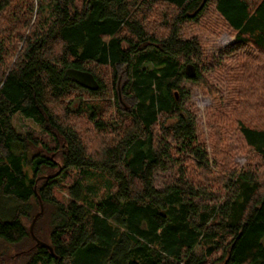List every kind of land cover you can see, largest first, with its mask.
I'll return each mask as SVG.
<instances>
[{"label":"trees","instance_id":"trees-1","mask_svg":"<svg viewBox=\"0 0 264 264\" xmlns=\"http://www.w3.org/2000/svg\"><path fill=\"white\" fill-rule=\"evenodd\" d=\"M208 1L0 0V241L34 243L24 220L40 207L52 211L51 251L35 243L25 264H264V185L226 151L209 157L177 85L195 82L220 106L221 94L216 101L219 91L197 65L213 69L224 56L254 49L226 75L233 102L218 107L217 120L234 121L264 159V0H214L233 34L217 58L180 36ZM155 7L174 13L160 36V26L149 31L144 23ZM192 62L196 76L188 79ZM119 64L129 67L136 104L113 122L81 97L102 91L91 66ZM70 68L92 73L99 89L77 85L64 75ZM14 116L42 137L17 132ZM84 116L92 131L109 136L98 150L76 128ZM158 172L167 182L155 187ZM95 180L114 190L93 200Z\"/></svg>","mask_w":264,"mask_h":264},{"label":"rangeland","instance_id":"rangeland-1","mask_svg":"<svg viewBox=\"0 0 264 264\" xmlns=\"http://www.w3.org/2000/svg\"><path fill=\"white\" fill-rule=\"evenodd\" d=\"M213 4L214 0H209L196 19L185 21L182 25L180 36L182 39L196 38L199 41L205 56L217 58L221 51L233 44V34L224 21L214 11ZM155 8L156 10L150 14L149 17L144 19V23L147 24L146 26L149 31H152L151 29L155 25L160 26L156 33V35L160 36L167 33V29L162 25H164L165 22H169L174 13H170L168 9L163 10V8L162 11L159 12L160 7ZM148 14H146V16H148ZM165 19L167 21H164ZM249 53L253 55L257 54L254 49L247 48L243 52L239 50L238 53H235L234 55L224 56L221 63L213 69H208L201 63L197 65L200 74L205 78L208 84L219 91L217 95L218 98L217 100L215 99L216 101L219 100L221 94L222 98L220 100V106H222L223 109L225 107L228 110L229 105L233 102L230 97V90L227 88V83L225 81L226 75L230 74V69H232L234 63L238 59H242ZM192 64L195 65L193 62ZM144 67H147V69L151 68L150 65H144ZM90 69L102 83L103 87L102 91L96 97H91L84 93L83 97H81L83 101L101 105V111L105 112L104 117L113 122L121 119V116L129 113L131 109L135 107L136 99L130 94V89L127 88L130 83V71L127 65L119 64L115 69L105 66H91ZM252 72L253 76H255L254 69L250 67L249 74L251 75ZM177 85L178 88L182 89L185 93V96L180 101L181 106H191L190 108L195 116L198 141L205 145L209 157L212 159L213 150H219V152L226 151L232 158L233 164L237 169L241 170L244 167L255 169L258 173L260 182L264 185V159L256 155L246 146L235 122L229 120L220 123V121L217 120L221 117L220 115L224 114V112L218 110V107L220 106L216 105L217 102H215L213 97L207 94L197 83L182 79L177 82ZM64 103H67V101ZM212 123L213 126L210 128ZM12 125L19 133H30L36 137H42V133L39 129L31 121L24 119L21 116H14L12 119ZM75 125L79 131L86 134L85 138L89 142L88 147L92 151L101 148V146L108 140L109 136L106 137L104 134L101 135L96 131H92V127L86 116L82 119H75ZM218 145L221 146L220 149L218 148ZM166 180L165 174L160 172L155 173V187H160L163 182H167ZM93 184L98 187L99 192L96 193L94 197L91 196V198L95 201H99L101 200L102 195L105 194L107 190L106 188L110 187V184L108 181L101 183L98 180L93 181ZM110 188L111 190H114L112 185ZM61 195L66 197L63 192L59 194V196ZM205 203H209V206L212 207L217 202H210L208 200L205 201ZM39 212L40 210H31V212H29L30 219L33 220L34 216ZM51 213L52 211H50V209H44V212L42 210V213L37 217L33 225V234L35 233L41 242L47 244H49V236L52 229L51 216H49ZM30 219L24 220V224L28 229H30L32 224ZM33 242L34 243L27 241L16 246H9L0 241V264H25L28 259L26 252L34 246L35 241ZM196 253H199V248L196 250ZM4 257L11 258V260L6 262L2 259ZM217 264L221 263L219 262Z\"/></svg>","mask_w":264,"mask_h":264},{"label":"water","instance_id":"water-1","mask_svg":"<svg viewBox=\"0 0 264 264\" xmlns=\"http://www.w3.org/2000/svg\"><path fill=\"white\" fill-rule=\"evenodd\" d=\"M195 14H196V12L190 14L189 16L194 17ZM64 75L69 77L70 79H72L77 85H79L80 87H82L86 90L95 92L99 89V84H98L97 80L94 78L93 74L88 72V71H80V70L70 68V69H67L65 71ZM184 75L188 79L195 78V76H196L195 66L193 64H190V63L186 64L184 67ZM42 210H43V208L40 207V212L34 216L32 224H31L30 229H29V233H30L31 238L35 241V243L37 245H41V246H44V247H47L50 249V247L47 244L39 241L33 234V225H34L37 217L42 213ZM50 251H51V249H50Z\"/></svg>","mask_w":264,"mask_h":264},{"label":"flooded vegetation","instance_id":"flooded-vegetation-1","mask_svg":"<svg viewBox=\"0 0 264 264\" xmlns=\"http://www.w3.org/2000/svg\"><path fill=\"white\" fill-rule=\"evenodd\" d=\"M190 14H192V13H190ZM190 14H188V15H190Z\"/></svg>","mask_w":264,"mask_h":264}]
</instances>
